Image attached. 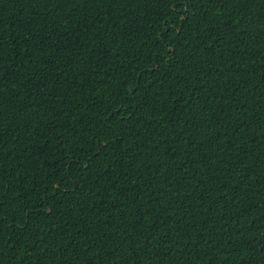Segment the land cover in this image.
<instances>
[{
	"label": "trees",
	"instance_id": "obj_1",
	"mask_svg": "<svg viewBox=\"0 0 264 264\" xmlns=\"http://www.w3.org/2000/svg\"><path fill=\"white\" fill-rule=\"evenodd\" d=\"M0 264H264V0H0Z\"/></svg>",
	"mask_w": 264,
	"mask_h": 264
}]
</instances>
